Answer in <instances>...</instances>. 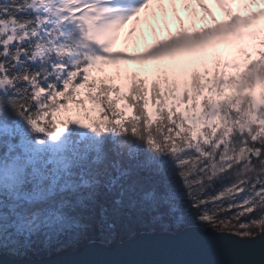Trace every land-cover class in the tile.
Masks as SVG:
<instances>
[{"label":"snow or ice","instance_id":"1","mask_svg":"<svg viewBox=\"0 0 264 264\" xmlns=\"http://www.w3.org/2000/svg\"><path fill=\"white\" fill-rule=\"evenodd\" d=\"M152 3L0 0V264H105L30 257L110 243L119 220L144 216L166 230L217 233L229 258L137 264H264V38L258 58L242 68L225 59L210 77L94 75L106 66L119 75L122 60L197 53L213 38L236 43L264 10L241 16L215 0L229 19L181 27L137 55L113 51L118 31ZM72 104L88 122L64 115Z\"/></svg>","mask_w":264,"mask_h":264},{"label":"rangeland","instance_id":"2","mask_svg":"<svg viewBox=\"0 0 264 264\" xmlns=\"http://www.w3.org/2000/svg\"><path fill=\"white\" fill-rule=\"evenodd\" d=\"M206 3L211 9L210 13H206L200 8V6L195 3V0H188L187 4L183 3L182 0H175L174 4L171 0H163L162 4H158L153 0L149 8L140 13L139 23H136L134 18L118 31L114 45L120 42L119 51L127 52L130 55H137L146 51L157 41L176 34L181 27L192 32L202 30L206 27H212L218 22L229 19L228 14L221 6L215 3V0H206ZM236 4V0H233L228 5L231 7L233 13H236ZM242 5L246 16L250 15L252 12L264 9V4H253L250 3L249 0H243ZM213 17H215V19H213ZM261 18L264 19V16L252 21L251 26L248 27L251 36L252 33L257 32L256 21ZM133 26L136 28V31L129 36V29ZM220 42L219 38H213L202 50L203 54L206 56L207 67L213 64L212 61L209 60V56H215L220 51ZM239 43L240 41L231 43L233 44L232 47L230 44L231 49L233 50L234 48L241 47ZM199 52L201 54V51ZM197 54L198 52L196 55ZM247 60H240V62L236 63L242 68ZM131 63L140 67L144 62L143 60H131ZM232 91L233 90L230 89L228 93ZM85 107L90 111L91 115H99L98 111H92L93 105L90 100L85 102ZM149 108L151 109L152 105H150ZM70 109L71 111L64 113V115H70L73 119H80L84 123L88 122L85 119L83 109L77 108L76 105L70 106ZM128 110L131 111V109Z\"/></svg>","mask_w":264,"mask_h":264},{"label":"water","instance_id":"3","mask_svg":"<svg viewBox=\"0 0 264 264\" xmlns=\"http://www.w3.org/2000/svg\"><path fill=\"white\" fill-rule=\"evenodd\" d=\"M218 239L217 233L201 232L196 226L187 225L177 233L144 230L112 245L97 242L79 250L68 249L50 257L30 259H86L105 264H137L165 259L224 261L229 257L219 247Z\"/></svg>","mask_w":264,"mask_h":264},{"label":"trees","instance_id":"4","mask_svg":"<svg viewBox=\"0 0 264 264\" xmlns=\"http://www.w3.org/2000/svg\"><path fill=\"white\" fill-rule=\"evenodd\" d=\"M264 25V24H263ZM263 28H257L258 35H250L249 38H243L240 40L239 45L241 47L231 49L232 45L231 43H225L220 42V51L215 55L209 56V60L212 61V65L210 67H207L206 65V56L201 51L196 53H184V54H175L174 56L169 57H162L157 60H143V65L138 67L131 63V60H122L119 62V68L121 69L120 74L117 75L116 73V66H106L104 72H94V75L97 76V78L100 77H114V79L108 81L110 83H116V84H122L125 83V72L123 71L125 68L127 69V75L130 76L133 71H136L139 73V75L145 77L149 84L152 79L157 78L158 75L161 73H158L156 70L160 69L161 72H167L170 78L173 77V73L177 74L178 79L181 81L183 79H187L191 76V73L193 71L199 72L202 76L205 75V70H207V75L210 77L215 69L218 63L223 62L225 59H229L236 62H240V60H247L249 58L256 59L258 58L257 53V47L259 46V39L264 38V26H261ZM231 44V47H230ZM243 49V51L241 50ZM119 51V50H118ZM245 53V54H244ZM239 69L229 67L227 69V72L229 74H234ZM230 89H226V92H229ZM259 89H257V92ZM113 97L115 96V93H112ZM80 96L84 100V104L86 101H88L87 95H86V89H81ZM149 106H153V101L151 99V95L149 93ZM121 105L125 103V101L121 100L119 101ZM74 105V104H72ZM70 105V106H72ZM127 114L130 116L133 114L134 109H131V111L126 110ZM190 225V224H189ZM187 226V225H185ZM128 227H131V230H127ZM183 228V227H182ZM180 229H165L161 227L160 225L154 224L149 217H138L134 219H121L118 221V234L115 240H113L110 243H107L108 245L114 244L118 241L125 240L127 238L136 236L141 231L147 230L151 232H158V231H166V232H179ZM105 244V243H104ZM74 250L72 248H65L64 250ZM60 251V252H62ZM56 254V253H54ZM53 254V255H54ZM35 257H45V256H34L30 258Z\"/></svg>","mask_w":264,"mask_h":264}]
</instances>
